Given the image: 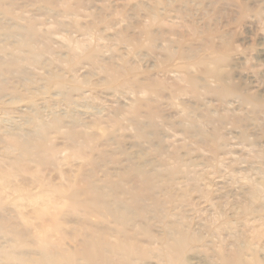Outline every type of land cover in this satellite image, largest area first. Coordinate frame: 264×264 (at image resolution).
<instances>
[{
  "label": "rangeland",
  "instance_id": "rangeland-1",
  "mask_svg": "<svg viewBox=\"0 0 264 264\" xmlns=\"http://www.w3.org/2000/svg\"><path fill=\"white\" fill-rule=\"evenodd\" d=\"M0 264H264V0H0Z\"/></svg>",
  "mask_w": 264,
  "mask_h": 264
}]
</instances>
